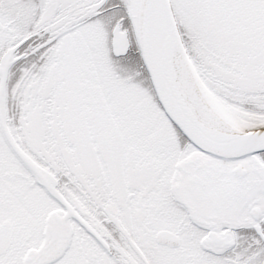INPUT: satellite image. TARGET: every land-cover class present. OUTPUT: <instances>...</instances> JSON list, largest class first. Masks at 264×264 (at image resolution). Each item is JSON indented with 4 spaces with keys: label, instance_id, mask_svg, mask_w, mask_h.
Masks as SVG:
<instances>
[{
    "label": "snow or ice",
    "instance_id": "6c2138e0",
    "mask_svg": "<svg viewBox=\"0 0 264 264\" xmlns=\"http://www.w3.org/2000/svg\"><path fill=\"white\" fill-rule=\"evenodd\" d=\"M0 264H264V0H0Z\"/></svg>",
    "mask_w": 264,
    "mask_h": 264
}]
</instances>
